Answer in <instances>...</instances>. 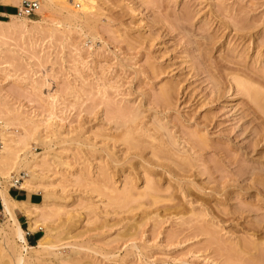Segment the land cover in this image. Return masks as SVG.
Listing matches in <instances>:
<instances>
[{
	"label": "rangeland",
	"instance_id": "374dc122",
	"mask_svg": "<svg viewBox=\"0 0 264 264\" xmlns=\"http://www.w3.org/2000/svg\"><path fill=\"white\" fill-rule=\"evenodd\" d=\"M85 2L0 39L3 185L55 246L27 262L264 264V0Z\"/></svg>",
	"mask_w": 264,
	"mask_h": 264
},
{
	"label": "bare ground",
	"instance_id": "6f19581e",
	"mask_svg": "<svg viewBox=\"0 0 264 264\" xmlns=\"http://www.w3.org/2000/svg\"><path fill=\"white\" fill-rule=\"evenodd\" d=\"M72 1L74 2L76 0H44L40 9H39V13L43 14L44 12H47V11H53L54 9L63 5L64 3L68 4ZM2 2L7 3V4H11V3L19 4V0H2ZM80 3L83 5L84 10H86V11L91 10L93 8V6H90L88 3L85 2V0H80ZM9 18H11L10 21L0 20V39L8 36L10 34V32H12V31H20V30L25 29L26 27H28L29 23H31V25H34L37 23L36 21L30 20L27 17H22L19 15L10 16ZM8 142H9L8 139L3 134H1V142H0V144H1V149H0V185L1 186L3 185V181L7 177L12 176V173L15 170L20 171V169L23 168V164L26 166V164L23 163L24 158L21 157V155H16L17 151H15L13 149V147ZM21 178L26 179L25 176H22ZM29 178H31V173H30ZM19 181H20L19 179H16L15 183L13 185H15L16 182L20 183ZM24 181L25 182L22 185H20V187L26 189V187H28L29 181H28V179H26ZM6 187L2 190L7 191L8 189ZM5 201L7 203L9 200L7 201L5 199ZM23 205H26V204H23ZM14 206L16 207V205H14V203L12 205L8 204V203L5 205L6 213L10 214V218L14 222L13 223L14 224V226H13L14 232L11 233V236L13 235V237H12L13 239H9L10 240L9 241L8 238L10 236H7L8 238H6L7 239L6 241H7L8 249H7V247H6V249L8 251V254H10L13 257V259L15 261L14 264H27L28 263L27 261L29 259L27 257V254L25 253V251L27 252L29 249H31V250H36L39 253H41V252L47 253V252H51L52 248H54L55 246H53L52 241L49 240L48 234L47 235L45 234L39 240V242L36 246L29 245L27 243L26 238H25L24 230L22 229V227L18 223L17 219L14 217V214H15V213H13ZM24 208H26V207H24ZM28 212H30V211H28ZM38 227H39V224L37 222H35L34 225L32 224V226H31L32 229H35V228L37 229Z\"/></svg>",
	"mask_w": 264,
	"mask_h": 264
},
{
	"label": "crops",
	"instance_id": "0c3cea01",
	"mask_svg": "<svg viewBox=\"0 0 264 264\" xmlns=\"http://www.w3.org/2000/svg\"><path fill=\"white\" fill-rule=\"evenodd\" d=\"M18 7L19 4H7L0 0V20H5L10 16L17 15ZM4 188V185H0V224H2L7 218H10V214L6 213L5 211V205L7 203L11 205L14 203V205H16V207L14 206L13 209V213H15L14 217L24 230L27 243L31 246H35L44 234L43 228L41 226H39L37 229L31 228L32 224L34 225L35 222L39 224L43 220V218L36 216V211L39 210L43 204L41 194L39 192H31L27 189L19 187L18 185L8 186L7 191H3L2 189ZM5 199L9 201L6 203ZM22 205L26 208H24Z\"/></svg>",
	"mask_w": 264,
	"mask_h": 264
},
{
	"label": "built area",
	"instance_id": "2783aa9c",
	"mask_svg": "<svg viewBox=\"0 0 264 264\" xmlns=\"http://www.w3.org/2000/svg\"><path fill=\"white\" fill-rule=\"evenodd\" d=\"M43 1L44 0H20L17 15L27 18L35 17L39 13Z\"/></svg>",
	"mask_w": 264,
	"mask_h": 264
}]
</instances>
